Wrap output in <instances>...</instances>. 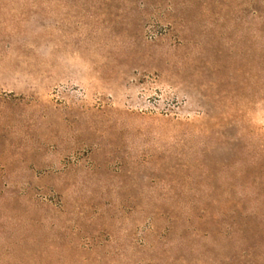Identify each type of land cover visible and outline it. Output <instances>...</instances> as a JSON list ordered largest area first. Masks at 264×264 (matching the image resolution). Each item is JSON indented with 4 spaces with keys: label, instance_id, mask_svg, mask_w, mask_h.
Segmentation results:
<instances>
[{
    "label": "rangeland",
    "instance_id": "rangeland-1",
    "mask_svg": "<svg viewBox=\"0 0 264 264\" xmlns=\"http://www.w3.org/2000/svg\"><path fill=\"white\" fill-rule=\"evenodd\" d=\"M0 264H264V0H0Z\"/></svg>",
    "mask_w": 264,
    "mask_h": 264
}]
</instances>
